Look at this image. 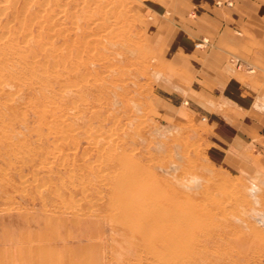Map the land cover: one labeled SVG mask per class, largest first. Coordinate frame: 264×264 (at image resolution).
<instances>
[{"label": "rangeland", "instance_id": "1", "mask_svg": "<svg viewBox=\"0 0 264 264\" xmlns=\"http://www.w3.org/2000/svg\"><path fill=\"white\" fill-rule=\"evenodd\" d=\"M13 1L0 0V37L13 39L28 67L25 77L8 88L25 91L29 99L16 100L9 109H16V117L0 124L13 136L11 147L16 146L0 145V264H138L136 257L153 256L142 246L134 250L111 243L107 220L92 212L80 193L98 181L105 150L113 147L133 149L161 179L172 180L160 167L175 163L172 172L179 177L204 179L195 190L197 205L217 207L250 181L264 189V128L250 139L225 138L213 132L206 115L190 113L188 99L176 86L178 69L170 66L165 22L171 6L191 0H20L16 12ZM228 2L213 0L219 7L233 6ZM234 64L242 67L240 60ZM4 106L1 102L0 112L8 114ZM73 187L80 191L73 195ZM245 197L248 209L264 212V202L257 206ZM253 250L260 255L251 253L257 256L237 264H264V250ZM174 260L155 264H188Z\"/></svg>", "mask_w": 264, "mask_h": 264}, {"label": "bare ground", "instance_id": "2", "mask_svg": "<svg viewBox=\"0 0 264 264\" xmlns=\"http://www.w3.org/2000/svg\"><path fill=\"white\" fill-rule=\"evenodd\" d=\"M19 1L20 0L13 1L14 12L17 11V6ZM22 9L25 10L24 7ZM43 10H45V8H43ZM24 41L26 46L28 40L25 39ZM203 42H204L203 44L199 42L196 43V46L203 47L204 44L208 43L206 39ZM12 44H13V39L11 40V38H9L8 36L5 35L4 37H0V105L1 102L5 103L4 107L8 112V114H5L3 111L0 112V116H1L0 124H3L5 117L11 118L13 116V119L16 117V112H15L16 109L14 108L12 111L9 110L13 108L12 105L15 104L16 100L24 101L25 97L29 99V97L26 96L27 93L25 94V91H20V90L11 91L8 88L9 86L12 85V80L17 81L20 77H25L24 73L27 71V67H28L27 63H23V61L26 59L25 57H23L24 54H17L18 49L15 48ZM45 48L46 47L40 49L45 50ZM21 63L24 65H22ZM0 132H1L0 145H4V144L10 145L9 149L11 148L12 150V147H14L15 145L13 142L12 145L14 146L11 147V142H12L11 140H13V136L11 135V133L10 134L8 133V128L6 132L4 127H0ZM111 133L109 136H111ZM93 134L95 133L93 132ZM98 135H100L99 132ZM104 136L102 137L106 139L108 135L106 137ZM89 137L90 135L87 137L88 140ZM92 138H94V136ZM94 139L95 140L93 141H96L97 138ZM61 141H63V139L60 140V142ZM101 141L98 139V142ZM109 141L111 142V139ZM44 145H46V143H44ZM113 146H115V143ZM100 147H98V150L100 149ZM31 148L29 147L27 150H30ZM3 150L6 151L7 149H3ZM100 152L101 150H99V154ZM105 152H107V160H106L105 168H103V170L97 169V171L98 170L102 171L99 172L100 174L98 181L94 183L92 185L93 187L91 188L82 187L83 189L80 193H83L84 197L87 198V201L90 203V205L94 207L92 208L91 211L94 212L98 217H103L105 220H107V234H109L110 236L111 243L114 242L117 244L121 243L123 245H126V247L127 246L131 247V249L135 248L134 250H136V248L138 249V247L141 249L142 246V248L149 249L153 252L152 257H145V258H142L140 256L136 257L134 259L136 260L135 261L136 263L139 262L140 264L142 263L155 264L158 261L163 262L164 260H169V261L172 260L171 262L173 263V261H175L174 259L176 258L177 260L178 259L185 260L187 261L188 264H202V263L237 264L242 258L249 260L255 258L257 256L255 254L261 253L260 251L257 250H253L254 252L253 251L250 252L252 248L259 249L260 247L261 249L264 250V212L257 210L255 206L252 207L251 209H248L243 204V202L245 203L246 201V197H245L246 194H248L249 197L251 196V198L254 200L253 201L254 204H256L257 206H259L261 201L264 202V195H262V191H264V189L259 187L255 182L250 181L249 184L244 185L242 187V191L236 189L237 191L235 190L234 196L232 195L229 201L222 200L223 202H220L217 205L218 208L217 207L211 208V207L201 206L199 204L197 205L195 203L196 197H198V196L195 197L196 194L195 190L199 188L200 184H202V182L200 183V181H203L204 179L201 180L198 176H195L194 174L193 175L189 174V176H185V177H179L177 175L179 172L177 174H174L172 170H174L175 165L178 163L171 164V168L169 167L170 169L160 167V170L162 172L167 174L170 173V175L172 176V180L168 181L166 179L164 180L159 178L157 172L150 168L151 167L149 165L150 163L148 164L143 163L139 159V157L136 156L135 151L133 149L128 152L124 148L118 150V148L116 149L113 147V149H110L108 151L105 150ZM5 153L4 155H7ZM83 153L87 154V151ZM103 154L105 155V153ZM104 155H102V157ZM99 156L101 155H98V157ZM98 157L96 159H98ZM65 159L67 158L65 157ZM96 159H95L96 163L98 162L100 163V161L102 162L103 160V158L101 159L100 157H99L100 161L98 160L96 161ZM95 162L93 161V164ZM77 164L79 163L77 162ZM80 164L82 163L80 162ZM91 164L92 162L88 166L89 167L88 170L94 169ZM99 165L100 164H98V166ZM72 167L73 166H71L70 168L73 169ZM52 173L54 174V171ZM60 175L63 176L62 174H59V176ZM74 175L77 174L75 173ZM74 175H71V177ZM89 179H93V176L92 178ZM76 180L78 179L76 178ZM75 183L73 181V184L76 186L77 183L76 184ZM88 183H92L91 180H89ZM49 184H51L52 186V183ZM62 185L60 184V186ZM70 187L68 186V189ZM73 188H74L73 190L71 188L72 190L71 192L73 195L80 191L78 188L75 189L76 187ZM57 192L58 190L56 189V193ZM233 203L237 204V206L234 207L235 205H233ZM230 204L231 206L232 205L233 206L231 207ZM228 205L231 207V209L228 208ZM253 219L254 222L250 221ZM199 232H201V234H198ZM234 242L237 243V245L239 246L238 249L235 247ZM250 243L251 244L253 243V246L251 247V249L250 248L248 249L247 244ZM223 244L229 245V248L227 247L226 248L227 250L224 249ZM118 246L121 247L120 245ZM123 247H121V249H124ZM210 248H213V250H210ZM251 253H255V254H251ZM234 255H236L237 257L236 260L233 257H231ZM228 256L230 257V260L228 259Z\"/></svg>", "mask_w": 264, "mask_h": 264}, {"label": "crops", "instance_id": "3", "mask_svg": "<svg viewBox=\"0 0 264 264\" xmlns=\"http://www.w3.org/2000/svg\"><path fill=\"white\" fill-rule=\"evenodd\" d=\"M232 2L171 6L165 22L169 60L190 113L206 115L213 132L225 138L250 139L264 128V0ZM200 38L208 41L203 47L196 46Z\"/></svg>", "mask_w": 264, "mask_h": 264}, {"label": "built area", "instance_id": "4", "mask_svg": "<svg viewBox=\"0 0 264 264\" xmlns=\"http://www.w3.org/2000/svg\"><path fill=\"white\" fill-rule=\"evenodd\" d=\"M203 41H204V40H202L200 43L203 44V43H204Z\"/></svg>", "mask_w": 264, "mask_h": 264}]
</instances>
